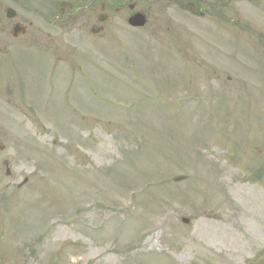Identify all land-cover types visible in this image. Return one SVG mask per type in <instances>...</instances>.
I'll return each mask as SVG.
<instances>
[{
    "label": "rangeland",
    "instance_id": "rangeland-1",
    "mask_svg": "<svg viewBox=\"0 0 264 264\" xmlns=\"http://www.w3.org/2000/svg\"><path fill=\"white\" fill-rule=\"evenodd\" d=\"M211 5L148 31L113 20L64 68L35 56L19 97L0 87V264H242L264 247V0Z\"/></svg>",
    "mask_w": 264,
    "mask_h": 264
},
{
    "label": "flooded vegetation",
    "instance_id": "flooded-vegetation-1",
    "mask_svg": "<svg viewBox=\"0 0 264 264\" xmlns=\"http://www.w3.org/2000/svg\"><path fill=\"white\" fill-rule=\"evenodd\" d=\"M171 6L198 18L210 16L212 7L211 0H0V87L18 97L17 85L35 56H85V40L106 32L113 20L122 19L131 31H148ZM137 13L145 24L129 25ZM249 264L261 263L255 257Z\"/></svg>",
    "mask_w": 264,
    "mask_h": 264
},
{
    "label": "water",
    "instance_id": "water-1",
    "mask_svg": "<svg viewBox=\"0 0 264 264\" xmlns=\"http://www.w3.org/2000/svg\"><path fill=\"white\" fill-rule=\"evenodd\" d=\"M129 22L133 25H142L144 23V20L141 17H139V15H135L132 19H130ZM178 179H182V177L176 178V180Z\"/></svg>",
    "mask_w": 264,
    "mask_h": 264
}]
</instances>
